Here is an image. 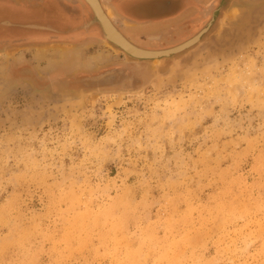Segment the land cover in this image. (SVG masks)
<instances>
[{"label":"rangeland","instance_id":"374dc122","mask_svg":"<svg viewBox=\"0 0 264 264\" xmlns=\"http://www.w3.org/2000/svg\"><path fill=\"white\" fill-rule=\"evenodd\" d=\"M207 7L173 69L0 52V264H264V0Z\"/></svg>","mask_w":264,"mask_h":264},{"label":"flooded vegetation","instance_id":"af4514ba","mask_svg":"<svg viewBox=\"0 0 264 264\" xmlns=\"http://www.w3.org/2000/svg\"><path fill=\"white\" fill-rule=\"evenodd\" d=\"M100 1L103 5L106 0ZM120 1H133V3H136L138 0H110L114 6H117L116 3H119ZM209 1L210 0H190L192 5L188 7V10L192 13H189L187 18L183 19L181 28L178 29L177 25H174V22L182 18L183 11H170L173 6L180 4L182 0H153L152 4H154V7L162 9V11H160L162 14L159 15V13H154V15L148 17L149 19L147 20L156 23L158 18L154 17L161 16L162 20L159 22H162L164 25L168 23L173 24L168 27L167 30L153 31L158 34H151L150 38H147V42L143 41V37L145 36L143 32H145V30L138 32V34H141L133 37H126L124 34L123 35L129 42H131V44L146 51L160 52L177 48L190 39H193L206 28L205 26L208 24L207 6ZM127 7H129L130 10V8L138 6H134L133 4L132 6ZM66 9L69 13L73 14L74 19L77 21V24H79L78 33H83L80 36H76L77 38L61 36L62 32H64V34L70 33V31L73 30L72 28L56 29L55 27L61 19H70L66 16ZM82 11L83 5L80 0H0V52H7V50L10 52L20 46L49 47L52 45H59L57 43L61 42H70L62 45H69L70 48L72 46H76L75 43H88L95 37L99 36L97 35V31L94 30V25L92 24L93 15L90 13L83 14L84 18H79L82 15ZM176 13L178 14L173 16V14ZM166 17L168 18L164 19ZM148 25L154 26L151 23ZM203 34L199 40L201 42H203L206 38ZM24 37L26 39H24ZM20 38H23V40ZM24 43L25 45H22ZM194 45L184 51L187 52L196 48L197 45ZM26 68L29 70H26ZM22 71H24L26 75L28 73L31 74L32 72L30 66L25 67ZM135 72L137 73V71Z\"/></svg>","mask_w":264,"mask_h":264},{"label":"crops","instance_id":"0c3cea01","mask_svg":"<svg viewBox=\"0 0 264 264\" xmlns=\"http://www.w3.org/2000/svg\"><path fill=\"white\" fill-rule=\"evenodd\" d=\"M152 1L153 0H138L136 3L135 2L133 3V1H125V2L120 1L119 3L117 2L116 3L117 6L112 5V8H111V14H112L111 20H112L113 24L126 37L137 36V35L141 34V33L138 34V32H142L143 30H145V32H143L145 35L144 38L147 39V38H150L151 34H154V35L158 34L157 32H153V31H159V30L162 31L165 29L167 30V28L170 27L173 23H168V24L164 25L162 22H159L162 20L161 16H155L154 17V18H158L156 23H153L152 21L147 20V19H149L148 17L151 16V13L152 14L159 13V15L162 14V12H160V11H162V9H158V7H154V4H152L153 3ZM81 2L83 5V11H82L81 17H79V18H84L83 14H88V13L91 14V11L83 1H81ZM133 4H134V6L137 5L138 7L130 8V10H129V7H127V6H132ZM191 5H192V3L190 2V0H186V1L182 0V2L180 4H176L175 6H173V8L171 9L170 12H179L181 10L183 11L182 18L175 21L174 25H176L177 22L180 23L179 26L182 25L183 19L187 18V15L189 13H192V12H189V10H188V7ZM66 11H67L66 16H68L67 18H70V19H61L60 21H58L59 23L55 25L56 29H59V28H68V29L72 28L73 29L70 31V33H67V34L66 33L64 34V32H62V35L60 34L62 37H68L69 38V37H76V36L82 35L83 33H80V34L78 33L79 32V30H78L79 24H77V21L74 19L73 14L69 13V11L67 9H66ZM177 14L178 13L173 14V16H175ZM137 16H138V18H137ZM167 18L168 17H166L164 19H167ZM150 23L153 24L154 26L148 25ZM143 26L148 27V28H145ZM72 31H74V32H72ZM97 35L101 36L99 31L97 32ZM64 43H70V42H63V43L61 42V43H57V44L62 46ZM75 45L79 46L82 44H76L75 43ZM64 48H69V45H67V47L64 46Z\"/></svg>","mask_w":264,"mask_h":264},{"label":"water","instance_id":"95a60500","mask_svg":"<svg viewBox=\"0 0 264 264\" xmlns=\"http://www.w3.org/2000/svg\"><path fill=\"white\" fill-rule=\"evenodd\" d=\"M82 1L88 6L90 11L94 14L95 23H97L100 35L104 39L105 43L109 46L112 44L113 46L117 47L119 50L125 53L127 57L132 59L131 62L160 60L166 57H170L171 55L178 54L189 48V47L183 48L184 46H180L176 49L163 51V52L162 51L152 52V51L142 50L136 46L131 45L130 42L127 41L126 37L113 24L111 18L108 16V13L105 11L104 7L101 9L103 5L100 0H82ZM150 52H152V54H150ZM127 60L129 59L127 58ZM103 83H104L103 81L102 82L98 81V85H102Z\"/></svg>","mask_w":264,"mask_h":264},{"label":"bare ground","instance_id":"6f19581e","mask_svg":"<svg viewBox=\"0 0 264 264\" xmlns=\"http://www.w3.org/2000/svg\"><path fill=\"white\" fill-rule=\"evenodd\" d=\"M82 1V0H81ZM101 7V6H100ZM103 8V6L101 7V9ZM101 13H102V10H101ZM110 14H111V12H109ZM112 15V14H111ZM104 16V15H103ZM224 16V15H223ZM220 22H221V19H220ZM180 25V23L179 22H177L176 23V25H177V27ZM207 28H205L201 33H199L196 37H194L193 39H191V40H189V41H187L186 43H184V44H182V45H180V46H184L183 48H187V47H190L191 45H193V44H195V43H197L199 40H200V38H201V36H202V34L203 33H205V32H207ZM217 37V36H216ZM134 38H136V37H134ZM128 41V40H127ZM143 41H145V42H147V39L146 38H144L143 37ZM129 42V41H128ZM130 44H131V42H130ZM112 45V44H111ZM110 45V47L112 48V49H118L117 47H115V46H111ZM131 45H133V44H131ZM200 45V44H199ZM134 46V45H133ZM180 46H178V47H180ZM65 47H67V46H65ZM177 47V48H178ZM47 48V47H46ZM36 49H38V50H40V48H36ZM44 49V48H43ZM53 49V48H52ZM64 49H67V48H64V46H60V45H56L55 46V48H54V50L55 51H61V52H64ZM173 49H176V48H173ZM172 50V49H171ZM192 50V49H191ZM51 51V50H50ZM168 51V50H167ZM163 52V51H162ZM188 52V51H187ZM187 52H185V54L183 55V56H180L178 59H175V60H173L172 62H168L169 64H167L168 66L169 65H172V69L175 67V66H179L180 64H182V63H180V61H182V59L186 56V55H188V53ZM6 54H8V52H6ZM61 54V53H60ZM63 54V53H62ZM150 54H152V52H150ZM154 54V53H153ZM172 56V55H171ZM5 57V56H4ZM63 59V58H62ZM59 61V60H58ZM63 63V62H62ZM163 64V65H162ZM151 66H153V65H151ZM151 66H147L148 68H149V70H148V68L147 67H144V69L142 70V72H141V74L143 75V78H144V80H146V81H149L152 77H158L160 74H162L163 73V71H164V69L166 68L165 67V65H164V63H161V66H153V67H151ZM162 67V68H161ZM159 68H161V69H159ZM159 69V70H158ZM166 70V69H165ZM139 75H140V73H138ZM135 75H136V73H135ZM156 75H158V76H156ZM153 79V78H152ZM150 82H151V80H150ZM85 95V94H84Z\"/></svg>","mask_w":264,"mask_h":264}]
</instances>
